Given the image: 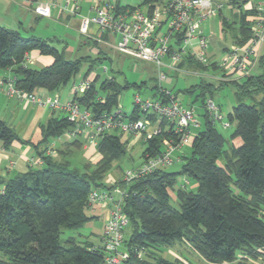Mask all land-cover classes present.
Returning a JSON list of instances; mask_svg holds the SVG:
<instances>
[{"label": "trees", "instance_id": "16d2710c", "mask_svg": "<svg viewBox=\"0 0 264 264\" xmlns=\"http://www.w3.org/2000/svg\"><path fill=\"white\" fill-rule=\"evenodd\" d=\"M229 2L238 5L241 12L238 21L230 22L224 17V29L232 32L235 44L243 45L253 36V22L247 20V16L256 11L242 9L238 0ZM127 5L115 4L117 8ZM35 49L53 56V63L42 68L28 66L26 55ZM83 60L89 61V56L67 59L63 49L47 40L34 35L25 37L20 31L0 24V68H12L19 89L32 93L39 88L58 90L76 76ZM185 66L204 71L217 67L216 62L203 64L192 55H185L179 63V67ZM259 66L260 73L231 82L236 89L237 103L227 113V118L233 127L230 139L239 137L242 140L238 146L226 148L227 138L206 109L205 101L212 97L215 85L201 81L184 89L188 93L200 90L193 101L201 99L198 112L202 125L190 151L183 154L178 171L158 169L132 184L123 205L131 225L130 235L124 239L127 258L123 264H185L157 253L162 247L183 240L210 264L264 258V97L256 99V95L264 94V54L259 57ZM92 67L89 65L88 72ZM145 84V81L121 83L115 76L100 79L96 75L91 87L80 95L75 94L73 99L94 115L111 113L123 90L130 86L141 88ZM155 88L153 97H161L159 86ZM207 94L210 96L206 97ZM245 98L252 99L253 103H247ZM149 116L155 122L158 120L155 114ZM139 117L135 105L129 118ZM160 123L165 126L166 120L161 119ZM73 126L65 115L50 119L42 126V139L35 145L44 164L0 179L3 185L0 191V264H103V251L99 246L79 241L74 236L62 239L61 234L64 228L78 229L93 218L87 212L88 196L95 188L108 187L104 178L112 163L126 153L127 142L119 133H105L97 144L100 158L95 170L81 172L71 167L69 159L44 155L51 140ZM165 135L163 132L148 138L143 156L159 153ZM18 138L13 128L0 117L3 145L8 147ZM72 144L80 147L81 138ZM60 153L63 155L66 150ZM220 159L223 164L218 163ZM178 175L194 179L197 190L186 187L175 190ZM170 190L175 191L179 208L172 205ZM139 251L143 252L142 257L138 256Z\"/></svg>", "mask_w": 264, "mask_h": 264}, {"label": "built area", "instance_id": "2783aa9c", "mask_svg": "<svg viewBox=\"0 0 264 264\" xmlns=\"http://www.w3.org/2000/svg\"><path fill=\"white\" fill-rule=\"evenodd\" d=\"M81 0H66L63 11L76 14L80 9ZM56 0H44L33 6V11L42 17H49ZM92 16L83 17L80 31L89 37H96L99 32H110L117 37L114 44L119 52L137 59L151 61L158 67H167L179 71V63L185 55H192L203 64H208V36L202 30L201 22L220 13L222 4L218 0H140L138 5H127L117 8L115 4L104 1L93 5ZM256 17L253 19L252 33L249 43L230 46L221 66L227 67L241 75L249 76L253 64L252 57L257 56L259 47L264 44V0H256ZM169 63H164V58ZM29 54L26 55V60ZM161 80L167 79V74L161 72ZM95 75L84 77L74 83V95L84 92L92 85ZM0 85H6L9 94L18 99L26 100L32 105L51 110H60L63 115L74 123L72 129L51 140L44 155L53 156L57 141L74 142L78 138L86 140L87 144L97 146L105 133L120 132L134 136L152 137L166 132L161 151L156 155L147 153L141 166L128 169L119 180L110 186L95 188L88 196V207L106 209L108 217L105 220L99 246L103 251V264H123L127 258L124 250L125 229L129 217L124 212L123 205L129 196L132 184L139 178L166 169L175 161L183 159L186 145H191L197 130L201 127V116L195 105H184L175 94L166 88H160L161 97L142 99L135 95V105L140 117L125 120L127 116L118 105L111 113L94 115L92 111L72 99L62 101L58 96L40 95L26 92L15 85L14 78L0 80ZM166 98V100L163 99ZM206 109L211 119L219 121L224 128L232 126L219 104L212 97L205 101ZM155 114V122L149 116ZM166 120V125L160 123ZM151 128V129H150ZM181 151L180 154L177 152ZM44 164L42 156L30 161V167H41ZM142 257L143 252L139 251Z\"/></svg>", "mask_w": 264, "mask_h": 264}, {"label": "rangeland", "instance_id": "374dc122", "mask_svg": "<svg viewBox=\"0 0 264 264\" xmlns=\"http://www.w3.org/2000/svg\"><path fill=\"white\" fill-rule=\"evenodd\" d=\"M7 1H9V3L11 2V0ZM61 1L62 0H58V3ZM88 1H83L84 8L88 7ZM112 1L116 3L119 2L122 5H138L140 3V0ZM20 2L21 3H8V7L7 5L5 7L2 6L4 22H2L1 25L17 29L25 37L35 35L45 38L50 44L54 45L58 49H63L67 59L75 60L84 56H89V61L83 60L80 71L68 82L69 85H72L74 81L75 83L79 84L85 76L90 75H98L100 79L115 76L121 83H124L125 81L130 83H140L143 81L146 82V84L141 88L130 86L121 93L118 105H120L122 111L127 114L125 117L126 121L129 119L128 116L132 114L133 108L135 106V95L139 94L142 99L152 98L156 90L155 87L158 86L159 89L164 87L168 90H171L174 94H177L178 99L183 102L184 105L187 106L194 102L195 107L200 108L201 99L193 101L194 97L197 93H199L200 90L197 89L195 93H188L184 92V89L200 83L201 78L206 81H210L215 86H217L213 90L212 98L217 104L220 105L221 111L225 116H227V113L237 103L235 96L236 89L234 85L231 84V82L246 77V75L244 76L231 70V74L222 76L221 69H219V65L217 63V67H209L207 72H201L198 76L192 74L191 72H186L187 70L169 72L164 67H158L157 64L151 61L137 59L123 54L116 49L109 48L108 45H100L98 41H95L93 38H89L87 35H84L79 28V25L81 24L80 20H83V18H71V20L61 17V19H59L55 17V10L53 17H42L35 14V12L27 7L25 3L22 1ZM223 15L230 18L229 11L224 8L221 10V13L216 14L215 16L201 22L200 24L202 30L208 36L207 54L209 58L211 56V60H209V62L213 61V57L214 59H217L214 61L220 63V59L224 57L226 52V50L224 51L223 47H228L231 44V33L229 30L224 29V25L222 23ZM93 47H95V49ZM89 65H92L93 67L88 72ZM161 72H165L167 76L169 75L171 77V81L161 80ZM251 74L252 68L250 75ZM212 75L216 77L221 76L224 77V79L220 80L221 78H216L215 80ZM225 78L229 79L225 80ZM218 84L219 86H222L218 88ZM209 96V94L206 95V97ZM263 97V92L256 95L257 100ZM245 101L247 103H253V100L250 98H245ZM200 118L202 122V117ZM215 126L227 138L226 148L230 147L231 145L238 146L242 143V140L239 137L230 139V134L233 130L232 126L229 128H224L219 121L215 122ZM117 133L121 134L120 132ZM121 136L122 140H127L128 138L132 140H138L134 141L133 143L131 142V144L128 143L126 153L120 159L115 160L112 163V166L107 172L104 180L111 177L120 178L123 176V173L126 170L139 167L144 161L143 151L145 149V141L150 137H145L144 134L141 136L121 134ZM84 143L87 144L86 140H84ZM92 148L94 153L98 152L97 146H93ZM190 148L191 145H186L181 151L187 153L190 151ZM181 151L177 152V154H180ZM94 157H86L83 152L75 150L73 155L70 157L71 167L78 168L81 172L92 173L96 168L97 162H92L95 159ZM218 163L223 164V159H220ZM181 165V160L175 161L172 165L166 167V170L169 172H175L181 168ZM179 187H186L188 190L196 191L197 183L190 177L178 175L175 190H177ZM234 189L237 191L235 187ZM170 195L172 205L179 208V200L176 197L175 191L170 190ZM105 211L106 209H99L98 213L95 212L97 213L95 214L96 218H92L84 226L78 229L64 228L61 238L66 239L69 236H74L79 241H85L86 239L94 241L98 240V237L100 238L103 231L102 225ZM87 212L89 215L94 213L91 212L90 208L87 210ZM262 214L264 215V207L262 208ZM130 232L131 225L128 224L125 229V238L129 237ZM157 253L171 260H181L185 264H210L185 240L178 241L169 247H162ZM0 257H2L1 251ZM240 260L242 261H236L230 264H264V258L261 257L257 259L240 258Z\"/></svg>", "mask_w": 264, "mask_h": 264}, {"label": "crops", "instance_id": "0c3cea01", "mask_svg": "<svg viewBox=\"0 0 264 264\" xmlns=\"http://www.w3.org/2000/svg\"><path fill=\"white\" fill-rule=\"evenodd\" d=\"M20 1L25 3L27 7L33 10L34 4L40 1H44V0H11L10 3L7 0H0V24L4 22L3 21L4 13L2 12L3 10L2 6L5 7L8 3L9 4L16 3V2L21 3ZM83 1H88V0H81L80 9L78 10L76 14H72L69 11L61 10L66 0H62L60 3H58V0H56V5L55 7H53L51 15L48 18L53 17L54 10H55L56 18L61 19V17H65L66 19H71V18L80 19L86 16H92L94 14V11L92 10L91 7L95 4L102 3L104 1H109L113 4H116V2H113L112 0H89L88 7L84 8ZM238 1H239V4L242 6V9L246 11H251V10L256 11V0H238ZM218 2L222 4V9L226 8L230 13V18L223 15L222 19L225 17L230 22L239 20L241 10L238 5L231 4L229 0H218ZM8 6L9 5H7V7ZM256 13H249L247 16V20L253 22V19L256 17ZM80 25H79V28H80ZM234 26H237V25H234ZM8 28L17 30L12 27H8ZM230 33H231V44L228 47L227 46L223 47L224 51L226 50V52L224 54V57L220 59L221 62L226 57L230 46L235 44L233 40L232 32L230 31ZM40 38H43V37H40ZM89 38H93L95 41H98L100 45L101 44L108 45L109 48L115 49L114 44L117 41V37L116 35L110 32H99L96 37H89ZM249 41L250 40H248L245 44L249 43ZM93 48L95 49V47ZM28 54H29V59L27 60L26 64L33 68L46 67L52 64L54 61L53 56L48 55V54H42L40 53V51L36 49L30 51ZM262 54H264V44H262L259 47L257 56L252 57V60H253V64L251 67L252 73H260L261 67L259 66V57ZM212 60H213L212 62H216L214 60H217V59H214L212 57ZM163 61L165 64H168L170 60L169 58L165 57ZM221 62L220 63L216 62V63L219 65V69H221L222 76L231 74L232 71L227 67H222ZM164 68L168 70L169 72H174L167 67H164ZM180 68L181 70H184V71L187 70L186 72H191L192 74H195L197 76L201 72H207V70L204 71V70L196 69V68H190V67L188 68L187 66L180 67ZM13 78H14V72L12 68H0V80H5L7 82L9 79H13ZM167 78L168 79H166V81H171L170 76ZM213 78H215V80L216 78L218 79L221 78L220 80L224 79V77H221V76L220 77L213 76ZM226 79L227 78H225V80ZM201 81L203 83H211L210 81H206L203 78H201L200 82ZM74 83L72 85H69L67 83L66 85H64L63 87L55 91H47L44 88H39L38 90H36L35 93L40 94V95L58 96L62 101H66V100L72 99L74 96V91H73ZM81 93L82 92L78 94L80 95ZM62 115L63 113L60 110H51V109L42 108L36 105H32L26 100L18 99L15 95L8 93L6 85H0V117L6 122V124H8L9 126L13 128V130L16 132V134L19 137L18 139H14L8 147L4 146L2 140L0 139V179L1 178L2 179L11 178L19 173L26 172L30 168L31 166L30 161L34 158L36 159L39 156L36 151L35 145L38 144L39 141L42 139V129H41L42 126L45 125L50 119L54 117H60ZM131 140L132 139L130 138L125 140L127 142V146H128V143L131 144V142L133 143L134 141H137L138 139H134L132 141ZM81 142H82V145L80 147H77L76 145L72 144V142H68L64 140L57 141L55 145V154L52 157L55 159L65 158V159L70 160V157L73 155L74 151L76 150V151L83 152L86 157L89 156L90 158H92L95 155L94 157L95 159L92 162H96L100 158L99 153L98 152L94 153L93 148H92L93 146L90 144H85L83 138H81ZM64 149L66 150V153L62 155L60 151ZM120 178L111 177L109 179H106L105 182L108 186H110L115 180H119ZM2 189H3V185L1 184L0 191ZM99 209H104V208L98 206L91 210L92 213L94 212L92 214L93 218H96L95 214L98 213ZM107 217H108V213L107 211H105L102 230H103L104 223ZM85 241L98 245L100 244L101 236L100 238L98 237V240L96 241L90 240V239H86Z\"/></svg>", "mask_w": 264, "mask_h": 264}]
</instances>
